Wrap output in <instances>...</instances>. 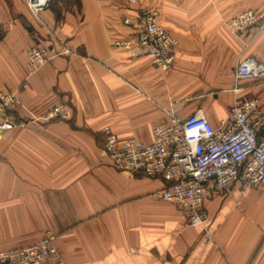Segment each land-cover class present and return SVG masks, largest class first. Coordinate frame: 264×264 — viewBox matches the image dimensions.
I'll return each instance as SVG.
<instances>
[{
    "label": "crops",
    "instance_id": "1",
    "mask_svg": "<svg viewBox=\"0 0 264 264\" xmlns=\"http://www.w3.org/2000/svg\"><path fill=\"white\" fill-rule=\"evenodd\" d=\"M142 8L178 42L167 72L116 46ZM247 11L264 13V0H54L39 20L26 0H0V91L20 96L17 119L36 120L0 136V252L52 232L67 264H264V190L214 192L195 225L152 198L164 180L115 169L104 148L106 128L150 145L171 112L201 110L218 127L237 95L264 109V80L234 92L240 62L264 63V25L226 27ZM36 45L52 59L31 73ZM62 104L68 120H44Z\"/></svg>",
    "mask_w": 264,
    "mask_h": 264
},
{
    "label": "built area",
    "instance_id": "2",
    "mask_svg": "<svg viewBox=\"0 0 264 264\" xmlns=\"http://www.w3.org/2000/svg\"><path fill=\"white\" fill-rule=\"evenodd\" d=\"M36 19L49 9L53 0H26ZM264 25V13L247 11L226 23L235 36H243L253 28ZM177 40L158 21L154 8H142L133 38L118 41L117 48L132 58L148 56L152 64L163 72L169 71L175 61ZM52 59L44 46H33L28 51L31 73L41 70ZM264 80V63L254 59L240 62L235 72L238 94L243 83ZM22 101L17 93L0 91V136L17 128H28L31 122L16 119L14 115ZM66 105H57L48 112L45 121L68 120ZM105 153L111 165L120 171L142 173L160 178L167 184L152 198L163 200L181 209L187 219L204 226L207 214L206 200L216 191L232 193L238 183L241 193L264 190V109L257 98L237 95L227 117L214 127L199 110L187 119L174 112L166 123L154 130L150 145L135 139L120 141L109 128ZM205 230L206 241L212 236ZM58 235L48 232L36 243L0 252V264H67L57 247Z\"/></svg>",
    "mask_w": 264,
    "mask_h": 264
},
{
    "label": "trees",
    "instance_id": "3",
    "mask_svg": "<svg viewBox=\"0 0 264 264\" xmlns=\"http://www.w3.org/2000/svg\"><path fill=\"white\" fill-rule=\"evenodd\" d=\"M54 1V0H53ZM16 119H17V117H16Z\"/></svg>",
    "mask_w": 264,
    "mask_h": 264
}]
</instances>
